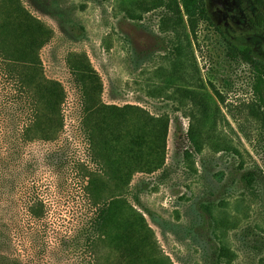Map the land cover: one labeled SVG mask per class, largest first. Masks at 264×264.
Listing matches in <instances>:
<instances>
[{
    "label": "rangeland",
    "instance_id": "374dc122",
    "mask_svg": "<svg viewBox=\"0 0 264 264\" xmlns=\"http://www.w3.org/2000/svg\"><path fill=\"white\" fill-rule=\"evenodd\" d=\"M20 1L53 30L40 55L46 76L66 88L62 139L70 136L75 159L95 167L80 133V96L67 65L72 52L89 57L105 102L168 116L164 165L135 173L127 196L152 228L157 255L175 264H215L219 247L227 245L237 254L231 264H264V187L242 198L241 180V165L264 167V76L257 80L250 63L228 55L233 40L264 58V28L247 16L251 0H204L212 22L201 19L190 39L183 32L179 41L166 6L132 11L131 0ZM178 43L185 66L178 84L198 93L182 105L180 96L171 98ZM9 87L0 77V99ZM201 109L200 127L211 139L197 151L186 132L196 121L191 111L200 117ZM25 145L23 164L11 163L10 196L0 188V264H113L107 237L96 235L89 244L78 237L94 211L82 172L45 160L50 146L43 142Z\"/></svg>",
    "mask_w": 264,
    "mask_h": 264
},
{
    "label": "trees",
    "instance_id": "16d2710c",
    "mask_svg": "<svg viewBox=\"0 0 264 264\" xmlns=\"http://www.w3.org/2000/svg\"><path fill=\"white\" fill-rule=\"evenodd\" d=\"M129 6L132 11L166 6L171 12V32L177 34L178 41L183 32L190 39L189 33L197 31L201 19L212 22L204 0H131ZM251 21L256 26L264 22L263 18ZM52 36L53 30L20 0H0V77H5L8 87L10 84L5 100L0 99V188H9L10 196L14 185L11 163L17 159L23 164L26 143L43 142L50 146L45 160L56 158L59 165H69L84 176L83 189L94 206L78 236L84 237L85 244L91 243L96 235L107 237L116 253L113 264H175L170 258L157 255L152 228L127 197L135 173H152L164 165L168 116L153 115L137 104L105 102L102 79L89 57L84 52H72L67 65L80 96V133L87 145V157L95 167L75 159L70 136L62 139L66 126L63 112L66 88L61 81L46 76L40 55ZM228 46V55L232 58L240 55L258 73L257 80L262 81L264 58L257 59L251 45L228 40ZM176 51L178 59L171 64V87H174L171 98L180 96L177 100L185 104L194 101L198 93L178 84L185 80L181 43ZM191 113L196 121L190 124L186 137L201 151L211 139L200 127L206 109L200 110V117L194 111ZM241 167L244 198L247 192L264 187V167ZM40 205L44 208L43 202ZM236 255L229 246L221 245L215 264L222 261L231 264Z\"/></svg>",
    "mask_w": 264,
    "mask_h": 264
},
{
    "label": "flooded vegetation",
    "instance_id": "af4514ba",
    "mask_svg": "<svg viewBox=\"0 0 264 264\" xmlns=\"http://www.w3.org/2000/svg\"><path fill=\"white\" fill-rule=\"evenodd\" d=\"M242 11L244 10L242 9ZM250 11H251V15H247V16L252 26H254L255 28H261V27L264 28V22L262 26H256L251 21V18L253 20H256L257 18H263L264 20V0H251Z\"/></svg>",
    "mask_w": 264,
    "mask_h": 264
}]
</instances>
